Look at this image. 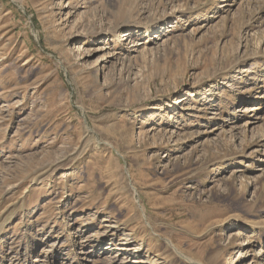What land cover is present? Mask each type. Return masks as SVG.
<instances>
[{"label":"rangeland","instance_id":"obj_1","mask_svg":"<svg viewBox=\"0 0 264 264\" xmlns=\"http://www.w3.org/2000/svg\"><path fill=\"white\" fill-rule=\"evenodd\" d=\"M0 264H264V0H0Z\"/></svg>","mask_w":264,"mask_h":264},{"label":"bare ground","instance_id":"obj_2","mask_svg":"<svg viewBox=\"0 0 264 264\" xmlns=\"http://www.w3.org/2000/svg\"><path fill=\"white\" fill-rule=\"evenodd\" d=\"M123 37L125 40H128L131 37V33L126 32L124 33ZM165 244L175 255L180 256L181 253L178 252V250L175 248L176 246L174 247V245L170 241H166Z\"/></svg>","mask_w":264,"mask_h":264}]
</instances>
